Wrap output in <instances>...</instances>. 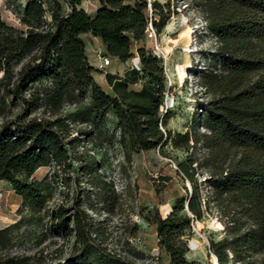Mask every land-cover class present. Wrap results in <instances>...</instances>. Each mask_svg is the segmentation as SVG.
Here are the masks:
<instances>
[{
    "label": "trees",
    "instance_id": "1",
    "mask_svg": "<svg viewBox=\"0 0 264 264\" xmlns=\"http://www.w3.org/2000/svg\"><path fill=\"white\" fill-rule=\"evenodd\" d=\"M193 1L217 46L212 67L199 76L208 95L198 104L201 118L196 108L183 133L166 127L170 111H161L167 92L163 61L146 38L150 18L157 35L167 25L173 14L167 3L152 1L149 16L146 0H97L91 12L81 8L82 0H26L21 9L18 4L16 24L6 19L0 4V181L22 206L40 213L46 195L36 172L64 169L71 160L85 162L81 154H68L76 138L58 113L65 102L84 100L89 93L90 103L74 113L75 119L94 123L112 113L118 141L128 151L170 143L188 152L201 142L210 152L204 181L227 233L219 241L209 240V255L217 264H253L252 258L262 255L264 264V0ZM92 50L95 57L99 52L109 58L113 70H104L110 64L99 68L90 63ZM26 57L29 61L15 73L14 65ZM134 57L137 68L130 64L120 72ZM102 73L104 81H96ZM14 107H19L16 114L11 113ZM40 108L52 117L32 115ZM199 125L205 133L196 131ZM86 154L84 165L96 172V161ZM196 166L190 154L173 175H162L167 194L161 201L172 200V209L162 217L155 204L144 217L157 237L154 264H199L186 258L189 243L184 239V231L203 217L209 203L202 200ZM76 180L73 173L63 182ZM72 210L71 220L63 212L51 214V230L74 236L73 252L63 264H140L106 251L86 213L75 203ZM15 225L0 229V251L11 245ZM0 264L44 263L31 255L0 254Z\"/></svg>",
    "mask_w": 264,
    "mask_h": 264
},
{
    "label": "rangeland",
    "instance_id": "2",
    "mask_svg": "<svg viewBox=\"0 0 264 264\" xmlns=\"http://www.w3.org/2000/svg\"><path fill=\"white\" fill-rule=\"evenodd\" d=\"M8 1L18 7L17 0ZM47 1L50 3L52 0ZM151 1L163 5L167 3L173 13L157 37L159 53L165 57L163 59L161 56L171 81L167 103L170 116L166 127L172 132L183 133L189 129L198 104H204L208 100L206 90L199 86V76L202 71L212 67V53L217 41L206 32L204 16L193 0ZM4 15L10 23L16 24L12 15L5 12ZM147 46L153 47V42L149 39ZM93 51H90L89 62L98 66L101 62ZM28 61L29 58L26 57L16 63L14 72L19 71ZM131 62L121 67L120 72ZM104 70L110 71L113 68L110 64ZM95 79L102 82L105 74H97ZM88 103L89 93L84 100L65 102L58 114L67 119L71 128L70 137L76 138L67 147L68 154L70 157L75 153L81 154L86 164L88 152L97 163L96 172L74 160H71L70 166L60 170H55L54 166L40 168L35 178L40 182L42 193L46 195V205L36 214L27 206H22L16 200L14 192H8V186L0 182V213L5 215V218H0V229L16 223L11 231V245L1 250L0 254L31 255L44 264H63L73 252L74 236L64 237L51 230V214L54 211L63 212L64 217L71 220L72 205L75 203L86 213L87 221L97 231V241L106 251L134 263H156L154 257L158 249L155 229L144 217L149 211H153L155 204L162 217L170 212L173 201H161L167 194L162 175H173L177 163L192 154L198 162L195 179L200 184L202 200L206 199L209 203L207 210L204 209L203 217L194 220L191 229L184 231V239L189 243L185 256L199 264H214L212 255L208 253L209 240L219 241L227 237V233L213 202L212 193L204 181L210 173L206 166L210 152L201 142L188 152L173 148L170 143L149 151H128L118 141L120 132L112 113L105 114L94 123L75 119L77 115L74 113L83 110ZM18 112L19 107L12 108V114ZM197 112L201 118L199 108ZM32 115L52 117L47 108H40ZM2 121L3 118H0V124ZM196 131L205 133L206 129L199 125ZM73 173L77 177L76 183L65 184L63 180L71 179ZM184 186L191 189L187 181ZM183 212L187 213L186 208ZM252 260L253 264H262L263 256H254Z\"/></svg>",
    "mask_w": 264,
    "mask_h": 264
},
{
    "label": "built area",
    "instance_id": "3",
    "mask_svg": "<svg viewBox=\"0 0 264 264\" xmlns=\"http://www.w3.org/2000/svg\"><path fill=\"white\" fill-rule=\"evenodd\" d=\"M147 2V7H148V10H149V16L151 14V0H146ZM19 8L21 9L24 5V1L23 0H20L19 2ZM0 4H1V7H2V10L9 14V15H12L15 19H17V17L19 16V12L17 10V8H15L14 4L11 3V2H7L5 0H0ZM81 8L84 9V11L86 12H91L93 11L96 6H97V0H82L81 4H80ZM46 17H49V14H47ZM146 38L151 40L153 42V47H152V52L161 58L165 59V57L163 56V54L161 53L160 55V49H159V45H158V37H157V34L155 32V30L153 29V26H152V22H151V18L150 20L148 21V24H147V28H146ZM101 63H99L98 67L99 68H103L105 66H108L110 64V59L107 58V57H103V56H100L99 52L97 53V56H96ZM161 58V59H162ZM162 59V61H163ZM138 58L137 57H134L132 59V65L134 67L137 68L138 66ZM163 70H164V75H165V79H166V86H167V92L165 93V101H164V105L163 107H161V111H166V109L168 108L167 107V103L169 101V97H168V94H169V90H170V86H171V81H170V77L167 73V69H166V65H165V62L163 61ZM2 196V193L0 192V197ZM204 201V200H203ZM158 254V251L156 253V256Z\"/></svg>",
    "mask_w": 264,
    "mask_h": 264
},
{
    "label": "crops",
    "instance_id": "4",
    "mask_svg": "<svg viewBox=\"0 0 264 264\" xmlns=\"http://www.w3.org/2000/svg\"><path fill=\"white\" fill-rule=\"evenodd\" d=\"M2 184H6L5 182L3 181H0ZM7 185V184H6ZM7 191H12L11 189H7ZM0 218H5V215L3 213H0Z\"/></svg>",
    "mask_w": 264,
    "mask_h": 264
},
{
    "label": "bare ground",
    "instance_id": "5",
    "mask_svg": "<svg viewBox=\"0 0 264 264\" xmlns=\"http://www.w3.org/2000/svg\"><path fill=\"white\" fill-rule=\"evenodd\" d=\"M212 258H213V263L217 264L216 259H215V257L213 255H212Z\"/></svg>",
    "mask_w": 264,
    "mask_h": 264
}]
</instances>
